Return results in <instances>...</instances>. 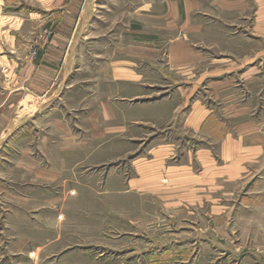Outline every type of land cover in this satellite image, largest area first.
<instances>
[{"label": "rangeland", "instance_id": "obj_1", "mask_svg": "<svg viewBox=\"0 0 264 264\" xmlns=\"http://www.w3.org/2000/svg\"><path fill=\"white\" fill-rule=\"evenodd\" d=\"M198 1L192 20L203 31L188 44L202 50L203 59L193 73L230 68L233 58L244 62L258 57L252 69L239 77L232 74L228 81L236 86L222 100L206 86L196 94L217 113H246L227 119L224 126L209 124V140L187 133L186 110L171 118V88L176 91L174 82L181 80L171 77L168 45L183 34L184 15L171 21L170 38L165 18L153 16L167 9L162 2L95 0L77 36L62 100L51 103L46 115L25 120L17 107L8 109V80L15 71H8L12 66L6 57H38L50 45L55 27L27 20L14 50L7 30L17 23L10 16L42 11L37 0H0V226L13 207V199L1 191L37 185L33 175L27 180L16 169L25 154L63 176L57 185L31 187L41 195L57 193L53 202L36 203L48 209L31 214L40 227H32L33 244H48L41 250L32 245L25 259L19 254L7 259L1 244L4 264H264V149L244 153L243 140L234 132L222 146L214 131L248 119L264 131V0ZM72 39L71 28L57 39L63 62L72 57L67 54ZM221 58L225 61L216 60ZM116 62L134 63L143 73L137 108L131 106L135 101L121 99L135 93L134 87L111 82ZM206 95H211L208 101ZM212 98L221 101L213 103ZM136 111H142V121ZM10 128L13 132L3 136ZM200 140L211 142L208 156L217 166L198 156ZM248 140L260 147L264 133ZM58 235V245L50 246Z\"/></svg>", "mask_w": 264, "mask_h": 264}, {"label": "crops", "instance_id": "obj_2", "mask_svg": "<svg viewBox=\"0 0 264 264\" xmlns=\"http://www.w3.org/2000/svg\"><path fill=\"white\" fill-rule=\"evenodd\" d=\"M37 2L42 12H29L26 15L22 12L21 14L10 16V18H13L14 20L13 23L17 24H10V27L7 30V37L10 39L9 41H11V47L15 50L17 49L15 44L17 36L19 35L18 32L22 30L27 20L35 21V23L43 26L45 25V27L50 24L52 25L51 27H55V34L50 45H48L45 50L41 51L38 57L27 58L23 61L14 59L10 60L6 57V61L12 66L8 71L10 72L12 69L15 71L12 77L8 80L9 86H11L6 97V100L10 102V107L8 109L17 107L19 113L24 114L25 120L34 118L35 116L40 117L46 115L48 112L52 111L51 109L54 107L51 103L62 100L63 87L73 69V57L76 54L78 47L77 36L81 33L83 27H85L84 22L87 21L86 18L88 17L89 10H91L92 6L95 4V0H83V2H81V0H37ZM153 2H162L164 6L167 7V9H164L161 14L156 13L153 16L157 19L159 17L165 18L167 25L164 30L167 31V33H170V38L171 21L178 20L181 15L185 16L183 34L175 35L173 37L174 40L172 42L170 40L168 45L171 77L177 75L181 80L179 82H174L176 83L175 86H178L176 91L175 88H171V118H173V116L175 117L180 112H183V110H186L187 114L184 117V126L187 128V133L201 134L205 136L201 138H206L208 140L213 139V136L211 135L212 129L209 124L215 122L216 126H224L227 125V119L235 120L239 115L245 114L244 116H246V113L229 115H225L224 111L217 113L212 104H207L204 98L196 97V94L201 93L199 89L202 86H206L208 89L207 91L211 95H217L221 97L222 100L224 98L222 95L231 91L233 86H236V81H228L232 78V74L239 77L241 74L252 69L256 63V58L258 57L244 62H237L236 60H233V58L231 59L230 68L227 67L226 69L223 68L218 71L214 69H205L198 74L194 72V74L192 69L201 63L203 55L201 54L202 50L197 49L195 51L193 48L194 46L188 44V42H192L191 38L194 37V34L202 33L203 31V27L196 22L194 23L192 20L196 4L200 7L201 2L198 0H152L151 4H154ZM228 3L231 4V6L233 4L232 2ZM80 7H82V14H79ZM183 12H185V14ZM171 16H174V18H171ZM70 28L72 30L73 39L67 49V54H71L70 56L72 57H69V59L66 58L65 62H63V51L59 49L57 39L62 38L65 35L66 30ZM172 30L175 31V29ZM60 58L61 61H57V59ZM216 60L218 62L225 61L224 58ZM111 65L113 71L110 75L111 82L120 83L121 86L126 87L127 89H129V87H134L135 89V93H124L121 99L129 98L130 101H135L131 106L137 108L138 98L143 97L142 71H138V68L134 63H129L128 65L123 62H116ZM6 68H8V66H5V69ZM120 94H122V92ZM211 95H206L208 96L207 101L208 98H211ZM135 98L137 101L134 100ZM211 100H213V103L221 101L220 99L216 100L215 98H212ZM119 102L122 103L123 101ZM126 103L128 102H124L123 104ZM110 104L112 105V102ZM114 106L116 105L113 103L112 108H114ZM57 110L58 109H54L53 112H56ZM1 111L2 110H0V114ZM135 113H139V116H141L139 118L142 121V111H136ZM125 120L126 119L124 118V121ZM121 124L122 123H119L118 125ZM255 127L256 124L249 119L244 122L237 121L235 125L229 126L227 129L215 127L214 131L219 133V137L215 138V140H219V142L223 141L221 142L223 146L225 137L232 135V132H234L241 137V140H243V143H238L244 153H250L256 150L260 151L264 149V144H260V147L256 148V144H254L253 141L248 140L247 142V139L253 135L255 136L256 133H264V131H257ZM12 128L6 129L3 136L11 134L13 132ZM198 144L200 145L198 149H201L203 152H200L198 156L201 157L203 155L204 157H208L209 161L214 163V166H217V162H215L213 157L208 156L209 148H211L210 145H212L211 142L208 143L200 140ZM61 148L63 147L61 146ZM226 155H228V153H226ZM191 157L192 153L190 152V158ZM207 162L208 161H204L203 165ZM188 163L189 164L186 166L190 167L192 165V160L190 159ZM33 164H35V167L32 166ZM179 165L178 168L185 167L184 164ZM16 169L22 170L24 172V178H27V180L29 177L31 180L33 175L37 185H35L36 183H31L28 187L23 186L21 192L12 193L11 191H1V194H4L5 197L13 199V207L9 209L5 215V224L4 226H0V246H2L1 244H5L6 251L4 252H7V259H9L8 257H10V255L15 257L17 254L21 255V259H25L27 258L26 254L31 251L32 245H35V247L40 246L37 249L41 250V246H46V244H48L46 242L33 244L32 227L35 229L37 228L36 230H39L40 227L36 224L38 223L37 218H32L31 214L42 213L45 209H48L49 207H37L36 203H46L49 199L53 202L55 197H57V193L55 196L41 195V192L35 191L34 189L31 190V187L43 185V183H50L52 184L51 186L57 185V183L62 181L63 178L62 173L57 169H48L41 166L39 163H32L31 157H28L27 154L24 155L23 161L21 160L16 163ZM188 170L190 171V168ZM177 171H180V169H177ZM172 172L174 171H171V179H174ZM27 231H30L31 233H28ZM60 237L61 235L56 236L55 240L50 243V246L53 244L57 246L61 240ZM2 251L3 250H0V256ZM61 257L62 259L64 258L63 254L62 256H57L55 259L56 262L59 259L61 260ZM53 261L54 260H52V262ZM0 264L4 263L0 261Z\"/></svg>", "mask_w": 264, "mask_h": 264}]
</instances>
